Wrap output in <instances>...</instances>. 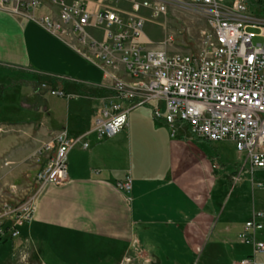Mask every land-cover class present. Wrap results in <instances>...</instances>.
<instances>
[{
    "label": "crops",
    "instance_id": "1",
    "mask_svg": "<svg viewBox=\"0 0 264 264\" xmlns=\"http://www.w3.org/2000/svg\"><path fill=\"white\" fill-rule=\"evenodd\" d=\"M81 1L93 12L112 4L127 16L132 3L141 0ZM139 12L147 15L150 8L141 5ZM44 13L59 20V5L41 0L19 14L0 7V77L29 81L14 74L27 71L65 92L0 81V108H21L30 120L42 117L34 138L43 143L49 140L43 139L46 131L63 128L76 135L88 130L111 94L93 50L78 51L73 34L60 35L28 16ZM87 31L105 38L102 26L89 25ZM144 31V45L163 48L146 42ZM190 134L180 126L170 135L147 104L131 108L127 124L112 136L88 132L87 147L68 150L66 179L38 186L32 216L20 224L23 241L48 243L55 258L63 253L70 264H120L130 258L132 264H240L251 254L254 264H264V250L253 253L252 241L240 236L245 221L254 217L262 226L246 234L264 241V168L251 170L244 154L232 165L219 161L198 142L182 140ZM2 141L12 146L10 139ZM127 175L129 191L117 185ZM32 247L43 264H51L41 246Z\"/></svg>",
    "mask_w": 264,
    "mask_h": 264
},
{
    "label": "built area",
    "instance_id": "2",
    "mask_svg": "<svg viewBox=\"0 0 264 264\" xmlns=\"http://www.w3.org/2000/svg\"><path fill=\"white\" fill-rule=\"evenodd\" d=\"M52 1L60 6L59 20L49 14L28 16L52 31L73 34L76 44L72 45L78 51L86 53L84 47L93 50L94 57L101 61L103 81L113 93L98 108L88 130L70 135L65 129H57L51 140L43 143L48 154L35 172L39 184L63 182L71 147H87L85 135L90 131L98 138L114 135L127 124L129 110L144 104L150 106L154 117L168 125L170 135L183 126L208 140L230 139L245 155L251 170L264 168V40L254 41L255 33L248 29L249 24L259 25L264 35V19L254 20L251 14L244 13V0H141L132 3L127 16L111 5L93 12L81 0ZM169 2L207 18L210 31L196 51L170 53L140 41L144 25L140 6H148L149 16L155 18ZM39 3L40 0H0V7L22 13ZM89 25L102 26L105 38L92 37L87 31ZM220 51H227V58H220ZM51 92L60 94L62 90ZM131 184L129 175L117 181L125 191ZM32 207L26 203L12 212L11 235L17 234V223L31 218ZM6 212L1 210L0 218ZM261 226V221L251 217L240 233L242 239L252 241L253 253L264 250V241L247 235L246 230ZM0 232H4L2 226ZM254 262L253 254L239 260L240 264Z\"/></svg>",
    "mask_w": 264,
    "mask_h": 264
},
{
    "label": "rangeland",
    "instance_id": "3",
    "mask_svg": "<svg viewBox=\"0 0 264 264\" xmlns=\"http://www.w3.org/2000/svg\"><path fill=\"white\" fill-rule=\"evenodd\" d=\"M244 4V13L251 14L254 20L264 19V0H244ZM110 5L112 6V4ZM11 12L17 13L14 11ZM44 14L51 15L50 13ZM143 16L145 25H143V29L145 30V36H147L146 42L160 43L163 46L162 49L170 53L177 51H196L202 44L206 33L210 31V26L204 15L198 14L175 2L167 3L166 10L155 18L145 13ZM51 17L54 18L53 15H51ZM248 29L255 33L253 37L254 41L264 40V35L260 33L259 25L249 24ZM57 33L64 36L66 35L60 32ZM169 36H171V38H168ZM87 49L90 48H85L83 52H86ZM9 73L11 72L9 71ZM14 74L16 77H27L29 81L25 79L13 80L11 77H8V75L0 77V81L7 82L9 80V85H16L15 87L20 89L27 87L26 84L29 82V84L32 83L33 86L38 87V89L47 90L52 94L55 93L51 92L52 89L62 90L50 86L47 82L40 81L39 76L36 74L28 73L27 71H19ZM2 84L3 83H0V86ZM105 84L110 87L107 82ZM15 87L14 89L16 90L17 88ZM112 90L111 88V94L113 93ZM60 94L65 95V92L62 90ZM9 98H12V94L9 95ZM13 99L15 100V97ZM104 101L105 100H103V102ZM9 108L11 110H5V107L0 108V213L3 209L7 211L0 218V226H2L4 230L3 233L0 232V264H43L34 252L32 247L33 244H35V246H41V253L46 262L51 264H70L71 259L64 257L63 253H60L61 256L58 255L59 258H55L57 254L52 255L47 245L48 243L44 244L40 241L30 243L23 241L24 227L20 224L30 219L27 218L23 220L22 223L16 224L17 229L18 227L22 229L21 233H19L18 229L16 235L13 236L10 234L9 230L14 221V217L11 218L12 216H10L12 212H14V210L17 212V208L26 203L29 206L33 205L32 210L34 209V198L37 188L40 185L35 178V172L46 159L48 153L47 150H43V141L35 142L34 138L39 133L42 117L38 116V120L37 118H31L30 120V118L26 117L25 112L21 108L14 106ZM52 136L53 132L46 131L43 134V139L49 138V140H51ZM32 138L34 141L31 146L30 142H32ZM3 139H10L13 141L11 144L12 146H9V141H2ZM182 140L198 142V145L208 154L216 157L218 156L219 161L225 163L229 162L231 165L235 161L242 162L244 158L243 153L238 151L233 141L229 139L208 140L190 134V137L182 138ZM262 237H264V235ZM125 261L120 264H132V258Z\"/></svg>",
    "mask_w": 264,
    "mask_h": 264
},
{
    "label": "bare ground",
    "instance_id": "4",
    "mask_svg": "<svg viewBox=\"0 0 264 264\" xmlns=\"http://www.w3.org/2000/svg\"><path fill=\"white\" fill-rule=\"evenodd\" d=\"M220 58H227V51H220Z\"/></svg>",
    "mask_w": 264,
    "mask_h": 264
}]
</instances>
